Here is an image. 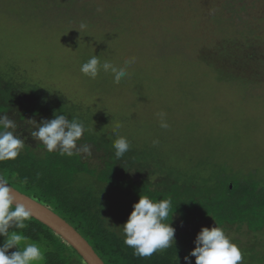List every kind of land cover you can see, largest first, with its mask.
<instances>
[{
    "label": "rangeland",
    "instance_id": "374dc122",
    "mask_svg": "<svg viewBox=\"0 0 264 264\" xmlns=\"http://www.w3.org/2000/svg\"><path fill=\"white\" fill-rule=\"evenodd\" d=\"M68 1L0 0V68L13 64L12 76L20 82H39L102 109L90 124L95 131L112 134L119 124L114 135L136 146L160 138L158 150L172 166L210 159L231 165L240 176L256 169L264 179V0ZM92 55L117 68L133 62L116 84L111 73L90 79L80 72ZM16 110L7 115L14 119ZM160 112L167 129L159 126ZM22 138V150L45 152L26 130ZM82 143L91 144L81 138ZM101 157L93 145V156L83 160L101 165ZM100 187L107 201L110 194L118 198L104 217L122 234L138 198ZM172 226L174 243L181 244L188 232L182 246L190 252L201 227L213 225L183 224L174 217ZM222 228L239 247L241 264H264V230ZM250 253L262 260L244 257Z\"/></svg>",
    "mask_w": 264,
    "mask_h": 264
},
{
    "label": "trees",
    "instance_id": "16d2710c",
    "mask_svg": "<svg viewBox=\"0 0 264 264\" xmlns=\"http://www.w3.org/2000/svg\"><path fill=\"white\" fill-rule=\"evenodd\" d=\"M14 70L13 64L0 68V111H3L0 114L17 107L14 120L19 122L35 115L54 118L55 111L68 119L78 118L86 128H91L90 124L98 119L97 114L103 115L102 109L94 110L85 101L70 100L68 95L49 90L39 82L28 79L20 82L23 78L13 77ZM82 138L102 152L101 165L90 166L81 156H61L58 151L47 150L39 154L26 147L16 159L0 162V175L12 187L45 204L72 225L105 264H185L184 257L189 250L182 245L188 232H184L181 244L174 243L150 257L134 255V250L124 244L123 234L117 232L111 221L105 220V213L110 214L115 206L109 202L114 200L113 204L118 198L110 194L107 201L100 185L123 197H170L175 207L171 225L177 217L183 224L207 221L219 227L236 225L252 232L264 230V179L256 169L240 176L231 165L210 159L172 166L158 150V143L153 144L154 138L152 145L146 146L129 142V151L117 160L112 148L117 135L101 128L92 133L85 131ZM26 224L21 232L30 242L42 243L45 247L44 264H85L49 227L31 216ZM246 256L258 262L262 260L258 254ZM190 259L195 264V259Z\"/></svg>",
    "mask_w": 264,
    "mask_h": 264
},
{
    "label": "clouds",
    "instance_id": "9594fccd",
    "mask_svg": "<svg viewBox=\"0 0 264 264\" xmlns=\"http://www.w3.org/2000/svg\"><path fill=\"white\" fill-rule=\"evenodd\" d=\"M84 27V25H81ZM133 61H125V67L117 68L111 62L101 63L97 55L83 63L80 72L90 79H95L101 71L111 73L114 83L119 84L125 78L127 66ZM3 112V111H0ZM52 119L37 122L33 118L14 120L7 114H0V162L14 160L25 146L22 131L39 143L48 152L58 151L61 156L81 157L93 156V145L78 144L85 131L94 132V128H86L84 123L74 117L68 119L65 114L55 112ZM159 126L167 129L164 112L158 113ZM26 126V129L24 128ZM120 125L112 129L117 134ZM21 129V131H18ZM153 140V144H157ZM114 156L117 160L124 157L130 149L129 141L118 136L112 144ZM171 198L152 199L148 195H139L138 201L132 205L127 220L122 224L124 244L134 250V255L150 257L153 253L167 249L174 245L175 228L170 221L174 215ZM32 213L25 205L16 202L9 180L0 175V237L4 241L0 244V264H42L45 260L42 246L29 242V238L21 229L27 227L26 221ZM10 229H17L11 230ZM195 247L184 257L185 264H192L190 257L195 258V264H241L243 256L239 247L226 235L222 227L215 224L201 227L194 240ZM15 248V251L9 252Z\"/></svg>",
    "mask_w": 264,
    "mask_h": 264
},
{
    "label": "water",
    "instance_id": "95a60500",
    "mask_svg": "<svg viewBox=\"0 0 264 264\" xmlns=\"http://www.w3.org/2000/svg\"><path fill=\"white\" fill-rule=\"evenodd\" d=\"M10 187L13 189L16 202L25 205L26 209L32 213L31 217L49 227L67 242L79 254L85 264H105L87 240L61 216L31 196L18 191L11 185Z\"/></svg>",
    "mask_w": 264,
    "mask_h": 264
}]
</instances>
